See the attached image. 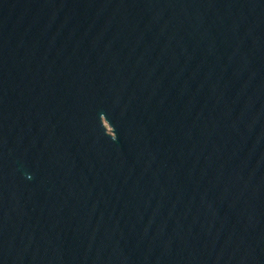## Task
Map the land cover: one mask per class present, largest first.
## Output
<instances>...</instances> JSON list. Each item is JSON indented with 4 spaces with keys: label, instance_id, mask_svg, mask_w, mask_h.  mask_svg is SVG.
<instances>
[{
    "label": "water",
    "instance_id": "obj_1",
    "mask_svg": "<svg viewBox=\"0 0 264 264\" xmlns=\"http://www.w3.org/2000/svg\"><path fill=\"white\" fill-rule=\"evenodd\" d=\"M0 264H264V0H0Z\"/></svg>",
    "mask_w": 264,
    "mask_h": 264
}]
</instances>
